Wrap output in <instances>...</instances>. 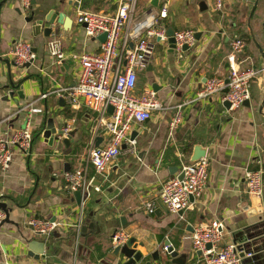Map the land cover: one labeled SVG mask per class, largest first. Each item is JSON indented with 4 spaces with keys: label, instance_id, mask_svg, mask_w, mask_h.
I'll return each instance as SVG.
<instances>
[{
    "label": "crops",
    "instance_id": "obj_1",
    "mask_svg": "<svg viewBox=\"0 0 264 264\" xmlns=\"http://www.w3.org/2000/svg\"><path fill=\"white\" fill-rule=\"evenodd\" d=\"M22 1L0 0V78L11 71L15 80H26L24 100L16 96L7 100L0 94V138L24 129L30 116L34 137L29 153L16 151L9 170L0 171V206L9 211L0 228V264H112L109 258L118 231L136 238L144 258L139 264H178L165 244L179 258L185 257V264H201L202 255L192 245L197 226L222 221L221 246L235 243L234 233L245 228L261 225L264 230V197L249 196L245 181L247 171L264 170V0H223L219 11L216 0L164 1L168 16L162 22L167 30H193L197 42L182 58L170 51L168 41L156 42L149 66L139 74L137 94L153 89L163 109L134 126L131 140L136 143V153L125 144L105 177L97 176L88 164V151L91 146H105L109 135L103 129L96 131L93 112L83 106L74 109L52 92L75 87L79 67L73 56L100 50V42L88 38L77 24L78 11L111 14L117 0H31L39 5L49 1L70 21L68 27L56 24L49 38L43 30L34 35L27 22L31 10H24ZM153 2L138 1L136 21L158 14L163 1ZM236 37L247 44L241 68L263 71L252 83L249 105L231 110L223 102V92L187 106L183 124L170 137L169 121L179 104L193 99L211 78L228 80L227 57ZM19 41L33 46L36 60L29 67H18L11 56ZM54 41L69 55L62 66L49 54ZM43 94H49L47 99H42ZM35 108L42 112L31 114ZM47 119L56 130L75 132L69 147L61 142L50 145L43 138ZM196 146L207 150L210 162L202 198L192 199L183 214L158 211L162 184L179 177L183 166L191 164ZM78 169H86L94 185L90 197L82 198L80 205L75 192L65 188L63 177ZM149 202L157 206L154 214L146 211ZM32 218L48 219L61 227L47 237H37L28 224ZM80 221L85 231L76 253L74 226ZM33 242L45 243L40 259L30 255ZM256 247L258 263L264 264V235ZM149 250L159 253L160 259L156 261Z\"/></svg>",
    "mask_w": 264,
    "mask_h": 264
},
{
    "label": "built area",
    "instance_id": "obj_2",
    "mask_svg": "<svg viewBox=\"0 0 264 264\" xmlns=\"http://www.w3.org/2000/svg\"><path fill=\"white\" fill-rule=\"evenodd\" d=\"M138 1L117 0V8L111 14L84 9L78 11L76 22L84 28L88 38L96 39L102 34H107V39L105 43H100L98 52L73 56L79 67L74 88H61L52 92L53 95L66 100L74 109L83 106L93 112L96 131L103 129L109 135V141L105 146H91L88 151V164L100 177L108 174L111 166L122 155L125 144L131 145V153H136V143L131 140L134 126L144 124L154 113L163 109L153 89L147 88L138 95L137 87L139 74L147 69L154 56L156 42L168 41L167 28L162 22L168 16V3L164 2L165 0H158L163 1L158 14H150L145 20L136 21ZM22 5L24 10H28L31 0H23ZM222 8L223 0H216V10ZM174 38L175 52L179 58H182L185 46L191 48L197 42L196 32L193 30L175 32ZM246 47L247 44L242 38L236 37L232 42L227 57L230 71L228 84L221 78H211L193 99H188L176 107L169 121L170 137H173L183 124L184 110L187 106L211 100L226 89L228 92L224 93L223 102H228L231 110L240 109L251 99L252 83L263 71L241 68V55ZM33 50L30 42L19 41L15 43L11 56L18 67L25 68L36 60ZM49 54L58 66H62L69 59V55L57 41L50 43ZM48 96L49 94H43L42 99L45 100ZM111 107L114 109L113 114L109 113ZM41 112L42 110L37 108L31 110V114ZM31 117L24 129L0 138L1 172L9 170L16 151L28 154L31 150L34 137ZM70 132L71 129L66 128L64 134L68 135ZM182 172L184 173L182 180L176 177L165 181L159 194V200L174 215L189 209L191 199L196 201L202 198L209 181L210 162L203 158L196 163L183 166ZM63 177L65 188L69 192H81L83 200L90 197L94 185L86 169L66 172ZM245 181L247 194L258 200L263 199L264 170L247 171ZM156 208L154 202L146 204L148 214H154ZM5 221L6 214L0 209V228ZM28 224L37 237H47L61 227L56 222L42 218H32ZM82 227V221L74 226L76 253ZM223 231L224 223L219 220L201 224L194 229L192 245L195 252L202 255L201 264H243L238 244L228 243L221 246ZM127 240L128 236L124 231H118L113 236L115 247ZM209 245L212 246L211 249H208ZM252 257L253 254L246 255L247 259Z\"/></svg>",
    "mask_w": 264,
    "mask_h": 264
},
{
    "label": "water",
    "instance_id": "obj_3",
    "mask_svg": "<svg viewBox=\"0 0 264 264\" xmlns=\"http://www.w3.org/2000/svg\"><path fill=\"white\" fill-rule=\"evenodd\" d=\"M155 2L153 3H156ZM62 5L63 3H59ZM257 5L254 9H256ZM55 6L51 4L49 1H45L41 5H39L36 1L31 2V14L27 22L32 24V30L35 36H38L41 31L43 30L45 37L49 38L53 34V27L56 24L62 25V26H70V21L67 22V16L65 13H61L55 9ZM175 31L173 29L167 30V37L169 42V49L171 52H174L176 49L175 44ZM198 37V36H197ZM107 39V34H102L99 37L96 38L97 41L100 43H105ZM188 49L187 46L184 47V50L186 51ZM34 51V50H33ZM14 66V64H12ZM28 67L30 64L27 65ZM25 81L24 79H16L14 78L12 72L10 71L8 73V76L6 78H0V94H5V99L10 100L14 99L15 96L18 97L21 100L25 99ZM229 81H226V84H228ZM4 84L5 86L2 87L1 85ZM156 88V87H155ZM228 90L226 89L224 93L226 94ZM245 105H249V101L245 103ZM225 106L230 109L231 105L226 102ZM114 109L111 107L109 109V113L113 114ZM46 129L43 132V138L46 139L50 145H53L55 142H61L65 146L69 147L72 143V138L75 135V132H70L68 135L64 134V130H56L53 127V121L50 119H47L46 123ZM132 139H134V135L132 136ZM207 157V150L202 148L201 146H196L194 149V153L191 157L190 162L196 163L199 160ZM178 171V170H177ZM184 178V173L182 172L179 175V179L182 180ZM78 205L81 204L82 200V194L81 192H75L74 194ZM192 200V199H191ZM160 209L158 211H164L166 210L168 213L170 212L166 206L163 205L162 202H160ZM2 210L6 214V221L8 220L9 211L4 207L0 206ZM180 214H183V212H180ZM262 223V222H261ZM264 224V223H262ZM261 225H254L248 228H245L242 231L234 233L235 238V244L239 245L238 251L240 252L239 255L243 259V264H251L254 262L255 264H259V256H257V247L256 244L259 241V238L264 235V230H261ZM82 231H85L82 229ZM137 240L134 237L128 238V240L117 247L114 248L109 261L114 264L116 261H120V264H139L143 261V255L141 252L138 251V245L136 244ZM33 247L31 246L30 255L32 257H36V259H40L41 255L45 254V243H38L33 242ZM142 247V244L140 245ZM166 246V252L174 259L175 263L178 264H185L186 258H179L178 253L174 251L173 248L169 247V244H165ZM211 245L208 246V249H211ZM148 254H151L153 258L158 261L160 259L159 253H157L155 250H149ZM247 254H253V257L250 259L246 258ZM151 264V263H146Z\"/></svg>",
    "mask_w": 264,
    "mask_h": 264
}]
</instances>
